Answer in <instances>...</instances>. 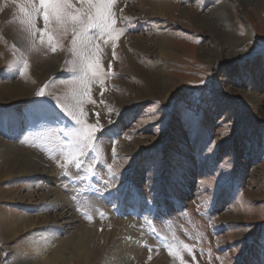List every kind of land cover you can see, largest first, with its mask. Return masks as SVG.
<instances>
[{"label":"rangeland","instance_id":"obj_1","mask_svg":"<svg viewBox=\"0 0 264 264\" xmlns=\"http://www.w3.org/2000/svg\"><path fill=\"white\" fill-rule=\"evenodd\" d=\"M160 1L114 5L125 31L115 44L99 42L96 58L110 75L103 88L90 84L95 103L84 96L76 107L102 126L78 170L62 151L78 125L54 107V97L76 106L73 93L81 91L73 81L79 62L71 34L55 53L38 37L33 48L21 23L23 0H0V90L19 85L28 92L0 97V171L17 164L0 176V264H39L29 248L35 236L9 232L15 221L45 215L74 218L33 228L54 237L41 243L46 260L56 239L89 227L106 239L94 264H264V57L253 60L264 52V37L244 11L247 0H169L179 5L173 13L153 6ZM253 1L264 19V0ZM226 5L232 20L218 36L184 13L202 16ZM228 41L244 42L241 51L254 48L255 56L226 59L221 48L231 51ZM41 87L43 98L36 96ZM25 160L52 170L50 180L28 176L35 169ZM132 187L142 203L126 198ZM50 188L68 206L55 208ZM81 263L73 257L66 264Z\"/></svg>","mask_w":264,"mask_h":264},{"label":"snow or ice","instance_id":"obj_2","mask_svg":"<svg viewBox=\"0 0 264 264\" xmlns=\"http://www.w3.org/2000/svg\"><path fill=\"white\" fill-rule=\"evenodd\" d=\"M116 2L117 0H75V3L74 0H23L19 7L23 17L21 23L26 26L33 48H35L38 37L40 44L47 43L49 49L55 53L62 46V40L69 33L71 34L70 51L79 62L78 67L74 69L78 75L73 76V81L79 82L81 91L73 93V98L77 100L76 106L69 107L54 97L57 99L54 107L59 108L78 125L66 134L69 140L66 142V148H62V151H66V159L69 162H74L78 170L83 166L82 158L87 155L85 149L95 150L94 145L99 140L96 133L101 131L102 126L98 127V121L96 124L88 123L86 118H82L86 116L83 108H79L78 115L76 107L82 104L84 96H88L90 102L95 103L91 100L90 84L98 81L100 87L103 88L105 76L110 75V73L104 72L101 62L96 56L100 50L99 42L101 40L107 43V40L110 39L115 44V41L125 31L117 26L118 20L113 10ZM37 20L43 21V27H37ZM22 66L23 68L28 67L26 59L22 60ZM109 68H111V64H109ZM36 96L39 98L45 96L44 87L36 92ZM21 142H27V137ZM113 155L115 156V147H113ZM107 167L111 170V165ZM85 171L92 174L94 170L89 166ZM184 247L191 253L190 246L184 245ZM170 254L178 255V253H172L171 249ZM193 259H195L194 256Z\"/></svg>","mask_w":264,"mask_h":264},{"label":"bare ground","instance_id":"obj_3","mask_svg":"<svg viewBox=\"0 0 264 264\" xmlns=\"http://www.w3.org/2000/svg\"><path fill=\"white\" fill-rule=\"evenodd\" d=\"M153 6L160 9V11L166 12V13H173L174 11H176L177 7L179 10V5L177 6V2L169 1V0L160 1L158 3L153 4ZM258 9L259 8L257 6V3H255L253 0L252 1L247 0L246 7L244 8V11L246 13H249L248 17L250 18L251 25L254 27V29H256V32H258L260 37L261 36L264 37V19L263 18L261 19L258 16L259 15ZM184 13L190 18V20L193 23L201 26L202 28L207 29L211 34L212 33L217 34V36L219 35V32L221 31L219 28L227 27L228 25H230L231 20H232L230 17V14L227 12V5L225 7L222 6V7H218V8H213L211 10V12H209L208 14L202 15V16H199L198 12H195L194 10H191L188 8L184 9ZM226 32L228 33V30ZM229 36L230 35L225 34L224 36L221 35V38L223 37V38L228 39V38H230ZM228 42H229V44L232 42V45H233L232 48L233 49L231 51H226L225 47L221 48V50L224 52V57L226 59L236 60V59L241 58V57L244 58L248 55L250 56V58L255 56V54H251L253 52L254 48H251L250 51H248V52L247 51H244V52L241 51L242 49H244V42H242V41H238V42L228 41ZM224 44H226V43H224ZM262 57H264V52L262 53V55H260V57L253 58V60H262ZM25 89L26 88H23L22 86H19V85L17 87H14V86L12 87L11 85L6 86L0 90V97L3 96L4 94H10V93H14L16 96H25V94L28 93ZM3 152H4V147L0 146V156L3 154ZM25 163L28 166H30L31 169L32 168L35 169L34 171L27 172L28 176H31V177L37 176L38 178H40V176H43V178L46 181L50 180L52 170H47V169L39 170L38 163L36 161H35V163H33L29 160H27V161L25 160ZM11 164H13L12 167L5 165L2 168V170L0 171V176H6V175L8 176L10 174V172L12 171L10 168H12L14 170V168L16 167L17 164H14V162ZM24 168H26V167H24ZM36 186H37L36 188L37 189L39 188V190H40L41 185H36ZM57 191L58 190L55 188H50V190L48 192L49 194L46 195V197L48 196V199H52V201L55 202L54 203L56 205L55 208H58V207H61L64 205L68 206L66 204L65 200H63V198H62L63 196L61 194H58L60 191L59 192H57ZM31 192H32V190H31ZM32 195L33 194L30 193V196H32ZM126 195H127L126 198H128L130 196H134L136 198V201H138L139 203L143 202L141 196L135 192L134 187L129 188V191L127 192ZM32 197L31 198L29 197L30 200L31 199L34 200V198H32ZM44 217H41L42 220L38 219L37 222L33 221L31 219H28V218L20 219L19 221H15L16 223L13 224V226L11 225V227H13L11 230V233L8 230V232L10 234L9 236H17L18 233H22V232H31V234H33L35 236V239L31 243L29 248H30V250L36 252L37 263H39V264H66V263H68V261L70 259L75 257L77 260H79L83 264H94V262H96V260L99 259L98 256H100V254L104 253V251L106 249V245H105L106 239H104V237H101L99 234L97 235V233L91 231L90 230L91 228L89 229V227L88 228L85 227L83 230H81L75 236H72L70 239H64L62 237L56 239L53 242V244H55V246H56V251L51 258L46 260L44 258V251L42 249L41 243L43 241L44 242L50 241V239H52L54 237H51L50 235L44 234L41 232H35L36 230L33 228L39 222H45L46 221L47 223H53L56 221V223H57V221H59L60 219H63L62 223L64 225H68V224H71V222H69L68 220H71L72 217L71 218H68L65 216L63 217L62 215L54 217V218H49V217L44 218ZM72 219H74V218H72ZM49 233H51L52 235H54L56 237L57 231L55 229H52V230H49ZM253 245L254 244L250 243L248 245V248L251 249L253 247Z\"/></svg>","mask_w":264,"mask_h":264}]
</instances>
